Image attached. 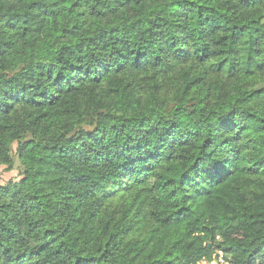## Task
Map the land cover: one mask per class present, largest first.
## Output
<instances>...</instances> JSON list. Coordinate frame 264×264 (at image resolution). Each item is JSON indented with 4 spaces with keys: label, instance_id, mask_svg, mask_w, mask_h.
Here are the masks:
<instances>
[{
    "label": "trees",
    "instance_id": "1",
    "mask_svg": "<svg viewBox=\"0 0 264 264\" xmlns=\"http://www.w3.org/2000/svg\"><path fill=\"white\" fill-rule=\"evenodd\" d=\"M14 158L0 264H264V0H0Z\"/></svg>",
    "mask_w": 264,
    "mask_h": 264
},
{
    "label": "rangeland",
    "instance_id": "2",
    "mask_svg": "<svg viewBox=\"0 0 264 264\" xmlns=\"http://www.w3.org/2000/svg\"><path fill=\"white\" fill-rule=\"evenodd\" d=\"M16 144L13 145V150ZM14 167L12 171H6L4 167L0 166V185L17 182L20 179V171L16 158H14Z\"/></svg>",
    "mask_w": 264,
    "mask_h": 264
},
{
    "label": "built area",
    "instance_id": "3",
    "mask_svg": "<svg viewBox=\"0 0 264 264\" xmlns=\"http://www.w3.org/2000/svg\"><path fill=\"white\" fill-rule=\"evenodd\" d=\"M211 264H230L221 251L217 252L216 259Z\"/></svg>",
    "mask_w": 264,
    "mask_h": 264
}]
</instances>
